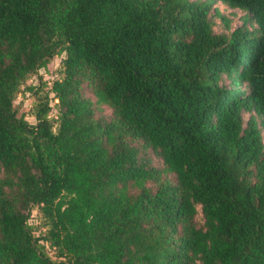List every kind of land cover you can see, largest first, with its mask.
I'll return each instance as SVG.
<instances>
[{"label": "trees", "instance_id": "obj_1", "mask_svg": "<svg viewBox=\"0 0 264 264\" xmlns=\"http://www.w3.org/2000/svg\"><path fill=\"white\" fill-rule=\"evenodd\" d=\"M0 264H264V0H0Z\"/></svg>", "mask_w": 264, "mask_h": 264}, {"label": "rangeland", "instance_id": "obj_2", "mask_svg": "<svg viewBox=\"0 0 264 264\" xmlns=\"http://www.w3.org/2000/svg\"><path fill=\"white\" fill-rule=\"evenodd\" d=\"M216 6L219 8L221 14H223L229 21L232 27H237L242 24V16L245 14L240 9L229 8L221 2H217ZM215 20V31L216 32H226L227 28L225 26V20L220 16H214ZM61 58L59 56L54 57L48 67L45 69H41L39 73L31 75L25 84L21 86L20 92L17 95V98L14 101L15 106L18 108L20 113H24L28 116H33V104L35 103L36 98L39 96H44L48 94L51 98H54V93L51 92L52 82L57 76H61ZM35 85L37 89L31 91L28 89L29 86ZM38 90V91H37ZM85 94L90 96L94 101L96 98L91 94L90 90L87 88L85 90ZM57 99L54 98L52 102V115L54 117L55 129L57 125V116H58V108L56 106ZM112 110L105 105H102L100 108L99 115H110ZM248 115L245 116L247 119ZM31 118V117H30ZM149 156L153 158L154 164H161L160 157L153 154L149 151ZM31 221L34 222V226L36 227V232L38 234H44L47 230V227L44 225V220L37 208L33 209V213L31 215ZM196 221L198 224H202L203 217L201 211L196 216ZM43 242L47 245L50 254L53 257H56V250L52 248L46 240Z\"/></svg>", "mask_w": 264, "mask_h": 264}]
</instances>
